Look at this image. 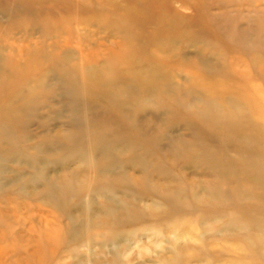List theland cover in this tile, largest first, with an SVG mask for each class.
<instances>
[{
    "label": "rangeland",
    "instance_id": "1",
    "mask_svg": "<svg viewBox=\"0 0 264 264\" xmlns=\"http://www.w3.org/2000/svg\"><path fill=\"white\" fill-rule=\"evenodd\" d=\"M0 264H264V0H0Z\"/></svg>",
    "mask_w": 264,
    "mask_h": 264
}]
</instances>
